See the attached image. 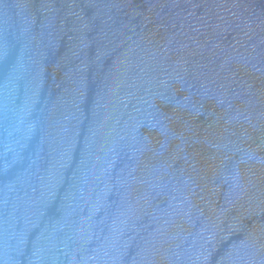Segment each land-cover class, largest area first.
Returning <instances> with one entry per match:
<instances>
[{
	"label": "water",
	"instance_id": "obj_1",
	"mask_svg": "<svg viewBox=\"0 0 264 264\" xmlns=\"http://www.w3.org/2000/svg\"><path fill=\"white\" fill-rule=\"evenodd\" d=\"M0 264H264V0H0Z\"/></svg>",
	"mask_w": 264,
	"mask_h": 264
}]
</instances>
